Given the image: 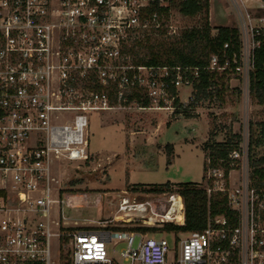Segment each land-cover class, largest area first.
Returning <instances> with one entry per match:
<instances>
[{"label":"built area","instance_id":"2783aa9c","mask_svg":"<svg viewBox=\"0 0 264 264\" xmlns=\"http://www.w3.org/2000/svg\"><path fill=\"white\" fill-rule=\"evenodd\" d=\"M151 1L0 0V264H264V188L251 185L247 152L241 149L229 154L227 172L222 166L207 167L204 187L208 196L215 191V201L226 199L236 211L235 222L216 215L204 229L184 232L183 237L170 231L173 246L151 234L168 221L183 224L184 203L178 192L168 196L167 208L159 213L150 201L122 197L119 213L97 221L94 228L78 227L65 213V208L90 204L93 198L62 192L54 158L86 159L88 114L107 108L93 105L95 100L109 106L106 93L86 85L95 79L103 86L116 84L118 100L127 95L122 87H140L160 102L171 99L164 77L170 76L177 91L181 85L192 87L198 76L188 67L121 62L129 29L142 25L140 9ZM226 1L239 20L240 50L223 66L212 55L208 68L237 73L246 69L249 78L254 50L264 35V0ZM112 5H137L120 35L109 24ZM116 43L118 56L102 64L100 57L108 58L103 54H112L108 49ZM91 70L95 72L88 75ZM141 70H148L149 78ZM78 81L83 84L80 95ZM61 111H75L70 122L59 121ZM235 168L237 178L232 176ZM140 227L157 230L144 232ZM108 246L116 256L108 253Z\"/></svg>","mask_w":264,"mask_h":264},{"label":"rangeland","instance_id":"374dc122","mask_svg":"<svg viewBox=\"0 0 264 264\" xmlns=\"http://www.w3.org/2000/svg\"><path fill=\"white\" fill-rule=\"evenodd\" d=\"M127 7L132 8V11L128 13ZM127 7L125 5L110 7L109 24L116 28L118 35L128 28L127 18L136 14L133 9H136L137 5ZM230 8L226 0H209L210 25L238 26L239 20L235 18ZM161 20L163 23L160 29L166 30L165 35L158 34L155 26L147 25L152 23L149 20L141 26L135 23L129 29L131 36L125 44L126 47H131L133 38L140 37L141 33L150 34L154 44L158 41L176 39L183 28L196 24L199 16H183L173 8L168 16H163ZM113 40L116 41V37ZM119 50L118 44L117 47L110 46L108 51L113 53L103 54L108 58L100 57L101 63L114 61ZM135 50L144 51L140 47H136ZM87 55L91 54H82L83 57ZM128 60L130 62L131 55ZM78 65H81L80 61ZM101 68H104L103 65ZM118 68L115 70H120ZM218 71L221 97L198 101L194 109L189 110L191 117H186L182 112L175 113L171 97L170 100L164 101L165 106H159L157 100L152 102V107L146 108L139 107L134 102L127 106L116 102V105L111 106L109 98V106L95 100L93 105L107 108L94 110L88 114L87 158L68 160L60 155L59 159L54 158L53 162L54 165H58L57 173L63 193H66V190L89 193L93 198L90 204L75 206L72 209L65 208L71 222L76 220L78 227L94 228L98 224L97 221H106L119 213L117 206L122 197H128L130 201L134 198L137 201H150L152 210L159 213L163 207L167 208L168 196L178 192L177 184L194 182L197 187L204 189L208 151H203L202 144L209 138L211 130L217 132V141L239 134L241 136L239 149L247 152L249 123L264 120V106L256 104L249 97L246 71L229 72L226 75H222V70ZM94 72L88 71V75ZM141 73L146 78L151 75L148 70H141ZM82 86L81 81H78L77 95L83 92ZM121 90L124 94L130 93L129 88L122 87ZM176 94L186 105L184 100L188 98L190 101L193 96L192 87L181 85ZM74 113L75 111L59 112V121L70 122ZM167 144L172 145L170 161L167 160ZM237 174L238 169L235 168L232 176L237 178ZM76 179H81L82 182L70 184L71 180ZM166 182L173 185L168 189L164 187L161 191L153 189L155 188L153 185ZM134 184L140 186L133 187ZM146 212L150 210L147 209ZM180 233L182 237L185 234ZM151 236L164 237L169 245L173 246V235L162 228ZM107 250L110 255L116 256L117 253L112 251L110 246Z\"/></svg>","mask_w":264,"mask_h":264},{"label":"trees","instance_id":"16d2710c","mask_svg":"<svg viewBox=\"0 0 264 264\" xmlns=\"http://www.w3.org/2000/svg\"><path fill=\"white\" fill-rule=\"evenodd\" d=\"M168 4L163 5L159 0H152L147 6L140 9L141 24L151 21L147 25L156 27L158 34L165 35L166 30H161V18L168 16L173 8L187 17L199 16V21L189 27L183 28L176 39L170 41H158L154 44L153 37L146 33L137 38H133L131 47L123 46L121 56L122 63L135 66H169L188 67L195 69L198 76L192 82L193 96L185 105L176 95L175 87L170 83V76L164 77L168 92L172 98V106L175 113L182 112L186 117H191L189 110L194 109L200 100L220 98L218 88V78L220 72L217 69L208 68L212 55L217 56L219 66H223L226 60H230L232 53L240 50L239 31L236 26H216L209 23V0H168ZM156 33V34H157ZM131 34L129 35V37ZM260 46L254 50L253 66L249 71L248 94L249 97L260 106H264V35L260 36ZM227 44L226 47L224 45ZM136 47L144 49L143 52L135 50ZM142 54V55H140ZM131 55L129 62L128 57ZM127 57V58H126ZM128 75L133 71L128 70ZM189 72V71H188ZM230 72L224 68L221 73L226 75ZM174 73V71H173ZM222 75L220 77H222ZM94 80V79H93ZM116 84L103 86L96 82L87 84L94 92L106 93L111 100V106L122 103L127 106L136 103L139 107H151L152 98L140 87H134L125 100L117 101ZM222 99V98H221ZM164 101L159 102L163 106ZM216 131L209 132V138L203 142V151H208L207 167L222 166L227 172L230 166L229 154L233 150H238L241 136L233 134L223 141L216 140ZM167 160L170 161L172 145L167 144ZM247 158L250 168L251 185L256 188H264V120L250 122L248 128ZM82 182L81 179L71 180L70 184L76 185ZM138 187L140 184H134ZM173 184L166 182L160 185H153L154 190L161 191L164 187L170 188ZM157 186V187H156ZM178 193L184 203V222L181 225L170 221L165 222L162 229L165 231L189 232L202 230L207 226L209 217L216 215L225 216L231 223L235 222L236 211L228 206L226 199L215 201L214 194L207 195L206 190L196 186L194 182L177 184ZM131 229V228H130ZM144 232H154V227H140Z\"/></svg>","mask_w":264,"mask_h":264},{"label":"bare ground","instance_id":"6f19581e","mask_svg":"<svg viewBox=\"0 0 264 264\" xmlns=\"http://www.w3.org/2000/svg\"><path fill=\"white\" fill-rule=\"evenodd\" d=\"M181 218V217H180Z\"/></svg>","mask_w":264,"mask_h":264}]
</instances>
